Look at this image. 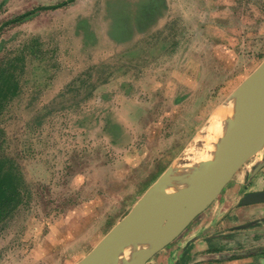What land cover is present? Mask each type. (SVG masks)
<instances>
[{"label": "rangeland", "instance_id": "1", "mask_svg": "<svg viewBox=\"0 0 264 264\" xmlns=\"http://www.w3.org/2000/svg\"><path fill=\"white\" fill-rule=\"evenodd\" d=\"M263 61L264 0H0V81L8 64L18 82L0 110V264H80L204 150ZM251 180L219 199L241 204ZM184 233L143 264H197Z\"/></svg>", "mask_w": 264, "mask_h": 264}, {"label": "water", "instance_id": "2", "mask_svg": "<svg viewBox=\"0 0 264 264\" xmlns=\"http://www.w3.org/2000/svg\"><path fill=\"white\" fill-rule=\"evenodd\" d=\"M235 94H240L245 105L237 133L220 141L223 143L220 160L199 172L193 159L186 155L178 157L80 264H129V254L149 229L157 208L177 209L179 218L174 223L177 229L169 231L168 238L158 247L139 257V264L146 263L213 204L243 166L264 149V61ZM263 202L264 190L249 192L242 199L244 205ZM168 225L166 220L162 221V226L173 227Z\"/></svg>", "mask_w": 264, "mask_h": 264}, {"label": "crops", "instance_id": "3", "mask_svg": "<svg viewBox=\"0 0 264 264\" xmlns=\"http://www.w3.org/2000/svg\"><path fill=\"white\" fill-rule=\"evenodd\" d=\"M257 155L239 171L243 184L249 175L254 182L243 186L245 193L264 190V154ZM219 197L190 223L189 233H184L189 226L184 230L190 244L183 246L181 258L192 255L197 264H264V202L244 205Z\"/></svg>", "mask_w": 264, "mask_h": 264}, {"label": "bare ground", "instance_id": "4", "mask_svg": "<svg viewBox=\"0 0 264 264\" xmlns=\"http://www.w3.org/2000/svg\"><path fill=\"white\" fill-rule=\"evenodd\" d=\"M227 100V103L223 105L224 107L221 108V110L219 108V112L216 116L214 115V122L212 124L210 123L211 128L209 129L208 136L206 135L207 139L205 141L204 150L192 160L195 169L199 172L208 170L220 160L223 149V143L220 141L226 139L228 135L231 136L237 133L240 113L242 107L245 105V101L243 100L242 102L240 94H235ZM178 218L179 211L177 209L159 206L151 220L149 229L143 233L138 247L129 254V264H139V257L143 256L148 251H152L164 242L168 238L167 233L177 229L174 227V223H176L175 221ZM163 220H166L170 227H173L169 228L162 226Z\"/></svg>", "mask_w": 264, "mask_h": 264}, {"label": "trees", "instance_id": "5", "mask_svg": "<svg viewBox=\"0 0 264 264\" xmlns=\"http://www.w3.org/2000/svg\"><path fill=\"white\" fill-rule=\"evenodd\" d=\"M73 1V0H70ZM65 3L59 4V5H54V6H49V7H38L32 11H29L23 15H20L18 17H16L15 19H13V21H19L23 18L28 17L29 15L37 12L38 10H42V9H56L57 7H60ZM6 68H10V66H8V64H6L4 67H2V75L4 77H2V81H0V110L3 108V106L5 105V100L8 98V96L10 95V93L15 94V92L18 89V82L17 79L14 77L13 75V71L14 70H10L8 73H4V70ZM7 180H9L10 184L11 181L9 178L4 177V175H2L1 173V169H0V208L2 209L3 206H5V204L10 201L12 199L10 191H9V185L7 183ZM7 184V185H6Z\"/></svg>", "mask_w": 264, "mask_h": 264}, {"label": "flooded vegetation", "instance_id": "6", "mask_svg": "<svg viewBox=\"0 0 264 264\" xmlns=\"http://www.w3.org/2000/svg\"><path fill=\"white\" fill-rule=\"evenodd\" d=\"M224 190H225V189H224ZM224 190H223V191H224ZM241 204H242V203H241Z\"/></svg>", "mask_w": 264, "mask_h": 264}]
</instances>
